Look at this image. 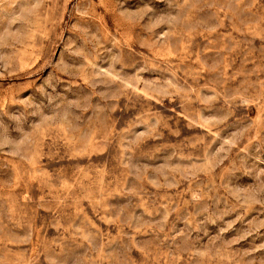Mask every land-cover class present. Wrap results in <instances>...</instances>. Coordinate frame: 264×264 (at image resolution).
<instances>
[{
	"label": "rangeland",
	"instance_id": "1",
	"mask_svg": "<svg viewBox=\"0 0 264 264\" xmlns=\"http://www.w3.org/2000/svg\"><path fill=\"white\" fill-rule=\"evenodd\" d=\"M0 264H264V0H0Z\"/></svg>",
	"mask_w": 264,
	"mask_h": 264
}]
</instances>
